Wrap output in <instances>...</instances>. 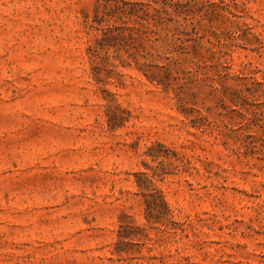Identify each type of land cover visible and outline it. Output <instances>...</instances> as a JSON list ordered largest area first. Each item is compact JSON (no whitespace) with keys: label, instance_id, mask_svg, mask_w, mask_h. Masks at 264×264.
<instances>
[{"label":"rangeland","instance_id":"rangeland-1","mask_svg":"<svg viewBox=\"0 0 264 264\" xmlns=\"http://www.w3.org/2000/svg\"><path fill=\"white\" fill-rule=\"evenodd\" d=\"M180 1L159 83L101 0H0V264H264V0Z\"/></svg>","mask_w":264,"mask_h":264},{"label":"trees","instance_id":"trees-1","mask_svg":"<svg viewBox=\"0 0 264 264\" xmlns=\"http://www.w3.org/2000/svg\"><path fill=\"white\" fill-rule=\"evenodd\" d=\"M104 11L101 16H95L94 23L101 27L102 37L97 40L94 52L110 50L129 45L134 49L135 59H144L139 67L150 80H157V72L154 68L168 75L172 65L176 67L187 59L190 54L192 38L182 39L177 37L178 26L171 24L177 22V17L185 14L182 10L183 3L180 0H101ZM114 21L109 25L110 21ZM120 22L121 25L118 23ZM106 24V27L102 26ZM188 51H185L187 50ZM159 62H166L160 65ZM138 65V62H136ZM144 65L145 68H142ZM151 151L153 149H150ZM150 151V152H151ZM164 160L158 165L159 170L164 169ZM148 185L143 187L138 184L140 190L146 191L145 202L149 205H167L162 191L159 190L146 173ZM156 174H153L155 176Z\"/></svg>","mask_w":264,"mask_h":264}]
</instances>
